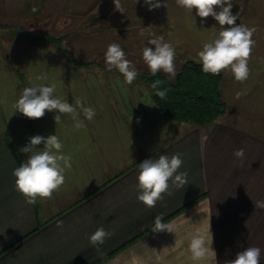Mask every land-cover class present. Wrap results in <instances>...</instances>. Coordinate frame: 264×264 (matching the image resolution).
<instances>
[{
    "label": "crops",
    "instance_id": "crops-1",
    "mask_svg": "<svg viewBox=\"0 0 264 264\" xmlns=\"http://www.w3.org/2000/svg\"><path fill=\"white\" fill-rule=\"evenodd\" d=\"M24 1L54 5L49 30L60 31L72 58L86 64H67L60 47L31 40L11 48L12 56L0 53V264H194L190 233L207 228L209 220L217 264L249 246L262 249L264 264V208L255 206L264 201V0H233L236 23L256 28L250 76L241 83L221 73L228 108L205 127L170 119L140 75L125 85L117 70H107L104 53L117 43L138 73L149 71L142 50L148 39L162 35L182 67L186 60L197 61L203 43L218 33L212 17L202 23L195 9L188 13L175 0L152 11L144 0H121L123 13L113 0ZM15 5L16 0H0V24L13 20ZM38 75L48 77L41 83L56 81L57 94L70 104L80 98L95 109L94 118L87 120L77 108L85 125L77 130L69 115L56 124V112L46 111L41 119L19 112L10 117L12 103ZM149 98L152 106L143 103ZM51 134L73 157L72 168L51 199L28 204L12 173L28 158L20 149L29 138ZM239 148L245 149L242 165L233 156ZM176 153L188 184L172 186L171 195L147 208L137 199L138 164ZM158 215L175 224L174 233L152 231ZM99 227L112 235L98 250L88 237Z\"/></svg>",
    "mask_w": 264,
    "mask_h": 264
},
{
    "label": "clouds",
    "instance_id": "clouds-1",
    "mask_svg": "<svg viewBox=\"0 0 264 264\" xmlns=\"http://www.w3.org/2000/svg\"><path fill=\"white\" fill-rule=\"evenodd\" d=\"M139 0H135V4ZM115 9L123 13L121 0H113ZM148 10L152 11L160 7H168L167 0H144ZM175 4L191 13L195 9L196 16L203 21L212 17L219 24L218 33L212 39L203 43L201 50L197 52V62L202 65L205 74L220 75L222 72L230 73L235 81L243 83L250 76L249 59L255 46L253 35L255 27L237 24L239 14H233V0H175ZM218 9V11H217ZM33 12L37 11L34 7ZM195 22V21H194ZM227 26V27H225ZM155 37V34H153ZM150 45V46H148ZM154 46V47H153ZM176 50L173 44L166 41L161 35L147 40V45L142 50V60L150 73L155 76L163 72L170 79L177 75L175 65ZM104 62L108 71L117 70L123 76V83L131 85L138 76L135 65L130 61L123 48L117 43L107 46L104 53ZM47 75H38L30 78L29 85L23 88L20 96L11 105L10 117L19 112L28 119H41L47 112H56L54 120L61 123L64 115L71 116L74 127L79 130L85 127L80 119L77 108L82 109L83 116L92 120L96 115L95 109L85 106L80 98L76 99L75 106L67 102L57 94L58 83H41L47 81ZM163 82L156 80L152 84L157 89ZM242 93H237V98ZM156 95L164 99L166 90L157 91ZM4 101H0V104ZM152 106L151 100L143 102ZM43 145L42 148L38 147ZM20 152L28 154L18 167L13 170L15 177V189L28 204H35L37 199H51L65 183L66 172L72 168L73 157L64 152V144L56 134L34 135L29 138V143L20 149ZM241 165L245 159V149L239 148L233 152ZM183 165L181 154L172 156L160 155L157 159H145L138 164L136 177L137 199L147 208H153L157 202L164 198V194L171 195L172 186L184 188L188 184L187 172L179 169ZM256 207L264 208V201H256ZM164 217L158 215L153 221V232L167 231L174 233L175 224L163 222ZM112 233L99 227L89 237V243L99 250ZM213 235L210 231V220L207 228L196 227L190 233L188 250L194 264H217L216 252L212 247ZM262 249L249 246L237 252L235 259L226 261L225 264H261Z\"/></svg>",
    "mask_w": 264,
    "mask_h": 264
},
{
    "label": "trees",
    "instance_id": "trees-1",
    "mask_svg": "<svg viewBox=\"0 0 264 264\" xmlns=\"http://www.w3.org/2000/svg\"><path fill=\"white\" fill-rule=\"evenodd\" d=\"M50 40L59 44V41L50 35L38 37L41 43ZM65 55L68 63L86 64L76 62L68 52H65ZM139 77L149 87L152 97L161 110L173 121L205 127L218 121L228 108L222 95L223 75L205 74L202 65L197 61L186 60L174 79H170L163 72L153 76L150 71L142 72ZM156 80H161L163 83L157 89H153L152 84ZM164 90L167 95L161 99L156 92ZM195 202L197 200L184 209Z\"/></svg>",
    "mask_w": 264,
    "mask_h": 264
},
{
    "label": "rangeland",
    "instance_id": "rangeland-1",
    "mask_svg": "<svg viewBox=\"0 0 264 264\" xmlns=\"http://www.w3.org/2000/svg\"><path fill=\"white\" fill-rule=\"evenodd\" d=\"M15 7L16 11L12 14L15 16L11 17L13 20H1L2 24H0V53H2L3 56H12L10 54V49H13L15 45L27 43L29 40L41 43L38 41V37L50 35L58 40L59 44L51 40L43 43H52L60 47L64 53L65 59V52H68L72 57V49L69 51L66 44L68 39L62 36L60 31H57L54 28L49 30V24H52L51 26L54 27V5L39 6L36 3H29V1L25 2L24 0H16ZM34 7L37 9L35 12L32 11ZM5 26L6 28L8 26L10 27L6 29ZM86 30L87 28L82 30V35L86 33ZM67 64L69 63L67 62ZM180 69L181 67L176 65V72ZM138 74L141 75L142 72H139Z\"/></svg>",
    "mask_w": 264,
    "mask_h": 264
}]
</instances>
